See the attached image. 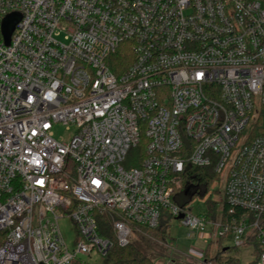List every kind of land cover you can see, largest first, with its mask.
Wrapping results in <instances>:
<instances>
[{"label": "built area", "instance_id": "built-area-1", "mask_svg": "<svg viewBox=\"0 0 264 264\" xmlns=\"http://www.w3.org/2000/svg\"><path fill=\"white\" fill-rule=\"evenodd\" d=\"M125 43L133 61L116 74ZM262 107L264 0H0V264L106 257L107 213L122 247L165 211L205 233L208 217L173 201L187 165H213L211 189L224 177L218 237L256 244L264 264Z\"/></svg>", "mask_w": 264, "mask_h": 264}, {"label": "trees", "instance_id": "trees-1", "mask_svg": "<svg viewBox=\"0 0 264 264\" xmlns=\"http://www.w3.org/2000/svg\"><path fill=\"white\" fill-rule=\"evenodd\" d=\"M133 61L131 49L128 44H122L118 52L112 56L110 60L111 68L116 74H120L125 71ZM254 136L264 135V107H262L258 113V116L254 123ZM146 141L142 138V143L138 148V151L142 153ZM218 175L215 172L214 166L210 167H193L190 165L186 166V171L183 177V186L178 191L174 198V203L180 204L182 207L188 205V199H194L196 197H204L210 190L212 184L217 180ZM211 211L209 218L215 219L217 213L216 204L210 206ZM228 208L224 204V210L222 218L228 219ZM173 220H177L170 213L164 212L160 220L159 227L156 229H149L142 227L136 230L144 236L145 239L155 242L156 244L162 245L167 244L169 241V229ZM98 223L100 228V234L109 238L113 246L106 255V259L111 264H155V260L159 257H164L165 253L162 249H157L149 245V251L146 252L140 248L132 240L127 246H120L114 235L113 226L114 219L111 214L98 215ZM231 237V232L228 231L226 234L218 237V250L214 258H210V249L205 251V262L212 264H242L237 257L230 255L231 248H225L224 242ZM5 233H0V245L4 243ZM235 248V247H234ZM236 249V248H235ZM254 257L255 260L249 264H256L260 258V250L256 244H254Z\"/></svg>", "mask_w": 264, "mask_h": 264}, {"label": "rangeland", "instance_id": "rangeland-1", "mask_svg": "<svg viewBox=\"0 0 264 264\" xmlns=\"http://www.w3.org/2000/svg\"><path fill=\"white\" fill-rule=\"evenodd\" d=\"M73 129L67 130L63 126H57L55 128V136L62 138L65 141H69L72 137ZM221 180L219 177L217 181ZM212 193V194H211ZM224 195H225V181L224 177L220 182V186L214 185L212 189L204 197H196L194 199H188V206L191 208L193 214L206 215L209 223L207 224L206 232L200 234L197 231H192L186 226H183L180 220H173L169 229V241L166 246H160L155 242L149 241L144 238L142 234L133 229L131 240L137 244L140 248L146 252L149 251V245L153 248L162 249L166 256L169 255L168 249H175L185 256L196 258H202L200 261L189 259L187 264H212L205 262V251L210 249V258H214L218 250V229L214 226V223L221 221L224 210ZM212 204H216L217 213L215 219L209 218ZM61 230L64 235L67 246L70 250L75 247V241L77 239L76 228L70 219H63L60 222ZM204 236V237H203ZM225 248H231L230 255L237 257L242 264H249L255 260L254 247L252 244H246L241 249H235L232 241V237L228 238L224 242ZM168 253V254H167ZM171 256H180L173 251ZM183 257V256H182ZM184 258V257H183ZM73 264H111L105 257L95 253L92 257H81L79 260L74 261Z\"/></svg>", "mask_w": 264, "mask_h": 264}, {"label": "crops", "instance_id": "crops-1", "mask_svg": "<svg viewBox=\"0 0 264 264\" xmlns=\"http://www.w3.org/2000/svg\"><path fill=\"white\" fill-rule=\"evenodd\" d=\"M164 246H166V244H164ZM162 250H163V248H162ZM164 250H163V252H164ZM171 251H173L174 253H176V254H178L180 256H177V257L171 256L170 255ZM168 252H170L168 256L165 255L164 257L157 258L155 260V264H187V261L189 259H194L195 261H200L199 263H201V261H203V260L199 259V257L193 258V256L192 257L185 256L182 253L176 251L175 249H168Z\"/></svg>", "mask_w": 264, "mask_h": 264}, {"label": "water", "instance_id": "water-1", "mask_svg": "<svg viewBox=\"0 0 264 264\" xmlns=\"http://www.w3.org/2000/svg\"><path fill=\"white\" fill-rule=\"evenodd\" d=\"M20 17L17 15L10 16L3 24V36L7 45L11 42V37L15 31L16 26L20 22ZM182 218V217H181Z\"/></svg>", "mask_w": 264, "mask_h": 264}]
</instances>
